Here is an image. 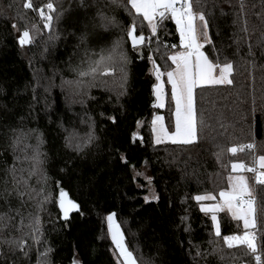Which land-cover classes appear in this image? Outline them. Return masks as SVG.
I'll return each mask as SVG.
<instances>
[{
	"label": "trees",
	"instance_id": "16d2710c",
	"mask_svg": "<svg viewBox=\"0 0 264 264\" xmlns=\"http://www.w3.org/2000/svg\"><path fill=\"white\" fill-rule=\"evenodd\" d=\"M25 2L0 0V217L7 224L0 264H122L108 215L138 264H256L246 248L229 249L221 238L242 235L241 222L218 212L217 237L212 214L195 199L219 201L230 190L228 177L238 174L256 198L264 264V185L231 167L259 171L255 161L264 155V0H194L208 24L204 54L231 63L233 73L230 85L197 88L192 144L153 140L152 119L162 111L152 66L165 78L179 46L170 19L159 36L172 51L154 58L147 41L131 47L128 31L135 25L147 37L136 21L148 24L128 0H32L46 13L54 3L50 30ZM25 30L32 42L21 46ZM91 55L104 57L111 74L80 77L93 66L83 60ZM247 144L254 149L229 151ZM60 190L78 205L67 222ZM21 240L23 252L15 243Z\"/></svg>",
	"mask_w": 264,
	"mask_h": 264
},
{
	"label": "snow or ice",
	"instance_id": "6c2138e0",
	"mask_svg": "<svg viewBox=\"0 0 264 264\" xmlns=\"http://www.w3.org/2000/svg\"><path fill=\"white\" fill-rule=\"evenodd\" d=\"M128 3L135 10L137 15H140L152 27V32L155 34L157 25L153 22L159 16L163 20L166 14H170L177 25L181 38V46L186 49L178 55L170 57L176 65L174 71L167 73L168 82L172 86V96L176 102V124L175 132L169 134L167 130L161 127L162 136L158 135L156 142L160 143L162 139H168L172 143L191 144L197 138V123L194 107V89L204 85H223L231 84V76L233 73V65L225 62L221 65L218 61L213 63L207 56L201 52L202 44L200 41V33L198 32L196 21L199 20L203 29H207L208 24L202 12H197L194 9V0H128ZM24 7L30 10H36L42 20L45 21L44 27L51 29L53 16L51 13L55 12L54 3L48 2L45 5L47 13L44 8H35L32 0H26ZM15 27V25H13ZM204 42H210L206 32L203 33ZM128 37L132 41L133 47L143 44L145 37L137 35L136 29L133 26L128 31ZM30 32L25 30L19 40L21 46L30 44ZM195 57V60H193ZM104 57L97 61L87 71H81L80 77H87L96 75H110L112 70L109 67L101 69L100 65L104 61ZM107 59L111 60L109 56ZM219 69V75H215L216 70ZM162 73L156 69V78L159 81ZM82 82V81H81ZM162 84H158L156 88L157 98L159 99L162 92ZM162 106V105H160ZM157 117V120H160ZM155 124L156 121H153ZM254 144H247L239 149L232 147L229 151L236 155L238 151L253 150ZM259 169H264V155L259 156L256 161ZM232 171L236 173L251 172L254 175L255 182L264 185V171H258L256 167H248L243 163H233ZM229 189L221 191L219 198L222 203H217L211 207H202L201 211L205 213H213L211 219L215 226V235L221 237L220 224L217 221L215 213L223 211L225 208L231 213L234 220L243 222V234L221 237L227 248L244 247L249 253L254 256L256 264H262L261 255L257 254L259 249L257 247V234L254 231L257 228V208L256 198L249 186L247 178L242 175H230L228 177ZM19 195L24 193L18 192ZM147 199V198H146ZM195 199L200 201L216 200V196L205 194L198 195ZM59 207L63 212L65 218H68L70 210L77 209L78 205L68 198V193L60 190L59 192ZM108 230L111 233L112 241L123 258L122 264H136L133 253L125 246L124 234L120 230V226L116 224L114 215L107 217ZM22 223V222H21ZM38 221L35 231H39ZM7 227L4 218L0 217V231ZM20 251H24L26 242L15 241ZM73 264H76L74 261Z\"/></svg>",
	"mask_w": 264,
	"mask_h": 264
},
{
	"label": "rangeland",
	"instance_id": "374dc122",
	"mask_svg": "<svg viewBox=\"0 0 264 264\" xmlns=\"http://www.w3.org/2000/svg\"><path fill=\"white\" fill-rule=\"evenodd\" d=\"M135 11V10H134ZM170 19L175 27H176V32L179 36V46H178V49L177 51L174 50V55H178L179 53L181 52H185L186 49H184L182 46H181V38H180V33L178 31V28H177V25L175 23V21L173 19H171L170 17V14H166L165 18L163 20H160L159 16H157L155 19H154V23L157 25L156 27V32L155 34H153L152 32V27L151 25L147 22L148 26L146 24H143L142 20L139 18L136 23L139 24L140 28L146 32L147 34V44L149 45V48H148V51H150V54L154 57L155 55H159L160 57L162 58H165L167 57L172 49L167 47V44L166 42L164 41V39L162 38L163 36H159L160 33H162V31L165 29V26H164V23ZM196 25H197V29H198V32L200 33V43L203 45L202 48L200 49L201 52H203V47L205 45V42H204V36H203V33L206 29H203L202 25H201V22L199 20L196 21ZM162 30V31H161ZM204 53V52H203ZM172 55V56H174ZM205 55V54H204ZM171 56V57H172ZM206 56V55H205ZM155 58V57H154ZM83 60L86 61L85 65H94V63H96L97 61H100L101 60V57L100 58H97L93 55H91L90 57H84ZM193 60H195V57H193ZM172 65H173V68L170 70V71H174L176 65L173 63V61L170 59ZM105 63L103 61V63L100 65L101 69L105 68V67H108L105 66ZM153 68V74L156 78V69H159V68H156L154 70V66H152ZM160 71V69H159ZM169 71V72H170ZM161 73V71H160ZM215 75H219V69L216 70V73ZM231 78V77H230ZM158 84H162V92L160 94V97L159 99L157 98V93H156V88H157V85ZM224 85V84H223ZM204 86H214V85H204ZM203 87V86H201ZM197 88H200V87H196L194 89V107H195V116H196V90ZM154 94H155V99H156V107L158 109H160L162 112L156 114L153 119H152V132H153V140H154V143L156 144H166V143H171V144H181V143H172L170 140L168 139H162V141L160 143H157L156 142V139H157V136L158 135H163L162 132H161V127L165 130H167V132L169 134H172L175 132V124H176V102L175 100L173 99V96H172V86L171 84L168 82V77L166 75V77L164 78L163 77V74L161 75L160 77V80L158 81L157 78H156V84H155V88H154ZM162 105V106H160ZM166 111H169L170 113L168 114V116L172 119V122H171V126L168 124L167 122V118H166ZM157 117H160L161 119L160 120H157ZM153 121H156V123L154 124ZM196 123H197V117H196ZM198 141V131H197V138L195 140V142ZM193 142V143H195ZM192 144V143H191ZM39 146H40V143L39 141H35V144L32 146V149L35 150V151H38L39 150ZM257 167H258V164H257ZM259 169V168H258ZM259 171H264V169H259ZM152 194L150 193L149 196H147L148 199L152 198ZM217 203H222V201H220V198H219V201ZM215 204H210L209 206H213ZM206 207V206H204ZM226 211H228L226 208H225ZM228 213L230 214L231 216V213L228 211ZM215 215L217 216V221L219 222L218 220V215L217 213H215ZM109 216V215H108ZM107 216V217H108ZM107 217L105 218V221H106V224H107V228H108V221H107ZM115 217V215H114ZM232 217V216H231ZM237 221V220H236ZM115 222L116 224H118L120 226V230L121 232L123 233V229H122V226L119 224V222L117 221L116 217H115ZM241 222L242 224V228H243V222L242 221H239ZM214 225V224H213ZM244 230V229H243ZM214 231H215V226H214ZM108 233L110 235V238H111V233L109 232L108 230ZM112 240V238H111ZM113 242V241H112ZM124 242H125V238H124ZM114 244V242H113ZM125 246L127 247V244L125 242ZM114 247H115V250L116 252L119 254V251L118 249L116 248L115 244H114ZM257 247H258V244H257ZM128 248V247H127ZM120 256V254H119ZM121 257V256H120ZM134 257V256H133ZM135 259V258H134ZM121 260L123 261V258L121 257ZM137 264V262H136Z\"/></svg>",
	"mask_w": 264,
	"mask_h": 264
},
{
	"label": "water",
	"instance_id": "95a60500",
	"mask_svg": "<svg viewBox=\"0 0 264 264\" xmlns=\"http://www.w3.org/2000/svg\"><path fill=\"white\" fill-rule=\"evenodd\" d=\"M133 26L135 27V25H133ZM133 26H132V27H133ZM132 27H131V28H132ZM135 29H136V34L139 35L136 27H135ZM142 35H143V34H142ZM143 36L146 38L145 41H144V43H143V44H139V45H137L136 47H133V45H132V41H131V39H129V42H130L131 47H132L133 49L141 48V47H143V46L145 45V43H146V41H147V37H146V35H143ZM128 38H129V37H128ZM138 55L142 57V51H140V52L138 53ZM76 212H77V209L70 210L69 215H68V218H65L64 215H63V212L61 211V220L64 221V222L69 221V220L71 219V217H72ZM76 264H78V263L76 262Z\"/></svg>",
	"mask_w": 264,
	"mask_h": 264
},
{
	"label": "crops",
	"instance_id": "0c3cea01",
	"mask_svg": "<svg viewBox=\"0 0 264 264\" xmlns=\"http://www.w3.org/2000/svg\"><path fill=\"white\" fill-rule=\"evenodd\" d=\"M202 204H201V208L202 207H204V206H206V207H210L209 205L210 204H217V200H212V201H200ZM210 214H212L213 215V213H211V212H209ZM217 214H218V212H217ZM130 251V250H129ZM135 258V257H134ZM136 260V259H135ZM137 262V261H136ZM138 264V263H137Z\"/></svg>",
	"mask_w": 264,
	"mask_h": 264
},
{
	"label": "built area",
	"instance_id": "2783aa9c",
	"mask_svg": "<svg viewBox=\"0 0 264 264\" xmlns=\"http://www.w3.org/2000/svg\"><path fill=\"white\" fill-rule=\"evenodd\" d=\"M242 146H244V145H242ZM242 146H241V147H242ZM252 174H253V173H252ZM254 231H256V234H257V229H255ZM259 255H261V254H259ZM261 257H262V255H261ZM262 262H263V259H262Z\"/></svg>",
	"mask_w": 264,
	"mask_h": 264
}]
</instances>
